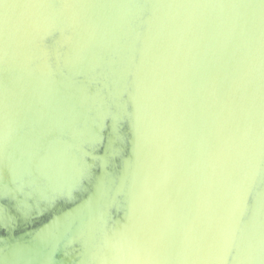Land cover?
I'll return each instance as SVG.
<instances>
[{"label": "water", "instance_id": "obj_1", "mask_svg": "<svg viewBox=\"0 0 264 264\" xmlns=\"http://www.w3.org/2000/svg\"><path fill=\"white\" fill-rule=\"evenodd\" d=\"M0 264H264L259 0H0Z\"/></svg>", "mask_w": 264, "mask_h": 264}, {"label": "snow or ice", "instance_id": "obj_2", "mask_svg": "<svg viewBox=\"0 0 264 264\" xmlns=\"http://www.w3.org/2000/svg\"><path fill=\"white\" fill-rule=\"evenodd\" d=\"M259 4L261 7H264V0H259Z\"/></svg>", "mask_w": 264, "mask_h": 264}]
</instances>
